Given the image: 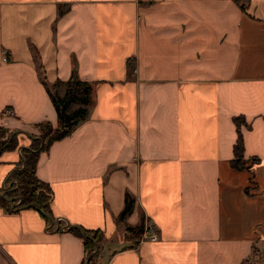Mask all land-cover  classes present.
Masks as SVG:
<instances>
[{
    "label": "crops",
    "instance_id": "crops-1",
    "mask_svg": "<svg viewBox=\"0 0 264 264\" xmlns=\"http://www.w3.org/2000/svg\"><path fill=\"white\" fill-rule=\"evenodd\" d=\"M74 72L88 116L36 168L52 217L0 204V264H83L74 227L104 234L96 264H264V0H0V198Z\"/></svg>",
    "mask_w": 264,
    "mask_h": 264
},
{
    "label": "trees",
    "instance_id": "trees-1",
    "mask_svg": "<svg viewBox=\"0 0 264 264\" xmlns=\"http://www.w3.org/2000/svg\"><path fill=\"white\" fill-rule=\"evenodd\" d=\"M45 81V80H44ZM56 84L65 86L64 95H58L52 91L50 86L48 90L56 107L60 126L54 128L49 122L39 125L40 135L32 138L31 145L20 147L21 161L19 169L11 175L14 180V186L8 190L6 197L0 198V204L9 207L13 205L14 209L19 207H36L45 217L51 219V199L52 189L48 184L38 179L36 168L38 157L41 151L47 150L49 146L72 132L77 124L86 119L89 113V107L92 103L93 85L80 79L77 72H74L71 79L67 82L58 81ZM73 104L80 106L71 110ZM238 129L241 118H235ZM238 139L234 146L235 158L233 166L238 169L246 168L247 162L244 158V141L242 132L238 130ZM19 142L17 134L9 132L7 129H0V153L4 150L18 149ZM135 199L128 193L125 199V207L121 212L119 219L124 220L133 210ZM145 229L144 217L136 226H127L126 237L134 240V245L139 243ZM76 235L84 240L86 258L83 264H96L99 256V249L104 241V234L97 230H84L82 228H71Z\"/></svg>",
    "mask_w": 264,
    "mask_h": 264
},
{
    "label": "built area",
    "instance_id": "built-area-1",
    "mask_svg": "<svg viewBox=\"0 0 264 264\" xmlns=\"http://www.w3.org/2000/svg\"><path fill=\"white\" fill-rule=\"evenodd\" d=\"M6 113H11L12 110L10 109H6L5 110ZM150 225L149 224H146L145 225V229H144V232H143V235L141 237V241H157L158 240V234L157 233H151L150 231Z\"/></svg>",
    "mask_w": 264,
    "mask_h": 264
},
{
    "label": "rangeland",
    "instance_id": "rangeland-1",
    "mask_svg": "<svg viewBox=\"0 0 264 264\" xmlns=\"http://www.w3.org/2000/svg\"><path fill=\"white\" fill-rule=\"evenodd\" d=\"M50 88L52 89V91L54 92V93H56V94H58V95H64V93H65V86H63V85H61V84H52V85H50ZM80 105L79 104H73L72 106H71V110H73V109H75V108H77V107H79Z\"/></svg>",
    "mask_w": 264,
    "mask_h": 264
},
{
    "label": "water",
    "instance_id": "water-1",
    "mask_svg": "<svg viewBox=\"0 0 264 264\" xmlns=\"http://www.w3.org/2000/svg\"><path fill=\"white\" fill-rule=\"evenodd\" d=\"M54 223V222H53Z\"/></svg>",
    "mask_w": 264,
    "mask_h": 264
}]
</instances>
